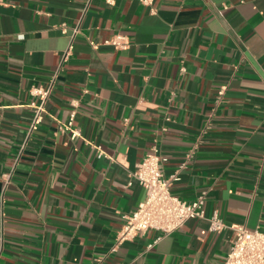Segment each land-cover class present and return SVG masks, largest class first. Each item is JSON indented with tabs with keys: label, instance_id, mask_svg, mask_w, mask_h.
<instances>
[{
	"label": "crops",
	"instance_id": "0c3cea01",
	"mask_svg": "<svg viewBox=\"0 0 264 264\" xmlns=\"http://www.w3.org/2000/svg\"><path fill=\"white\" fill-rule=\"evenodd\" d=\"M112 1L0 0V264H224L230 227L264 230V0ZM155 147L172 193L205 194L226 230L117 243Z\"/></svg>",
	"mask_w": 264,
	"mask_h": 264
},
{
	"label": "built area",
	"instance_id": "2783aa9c",
	"mask_svg": "<svg viewBox=\"0 0 264 264\" xmlns=\"http://www.w3.org/2000/svg\"><path fill=\"white\" fill-rule=\"evenodd\" d=\"M139 1L147 7H152L154 3V0ZM108 2L113 3L112 0H108ZM105 44L113 46L117 50H125L129 46V40L125 36L116 35L107 40ZM72 49L71 44L62 58V63L67 62ZM225 91V87L221 88L219 96L222 97ZM32 92L42 101L39 104L36 102L31 104L34 109L31 132L36 130L46 112L45 103L49 98L51 87L48 89L35 88ZM75 118L76 112L73 111L69 122L60 127V131L70 134L72 140L79 136V132L74 128ZM97 150L98 157H104V152L99 147ZM193 155L194 151H191L188 156L192 158ZM161 161L160 151L155 147L138 164L133 178L145 190L146 198L131 215L126 216V223L118 236L117 243L122 244L125 241L133 240L151 230L169 235L181 229L189 220H208L210 231L213 233H221L226 230L228 227L218 215L207 217L205 194L189 203L172 193L171 185L179 178L173 176L166 179L161 169ZM230 229L235 233V239L224 264H264V230L250 231L243 225H235Z\"/></svg>",
	"mask_w": 264,
	"mask_h": 264
}]
</instances>
